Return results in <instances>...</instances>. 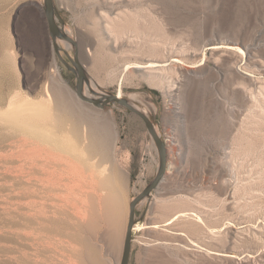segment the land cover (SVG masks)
Segmentation results:
<instances>
[{
	"label": "rangeland",
	"instance_id": "374dc122",
	"mask_svg": "<svg viewBox=\"0 0 264 264\" xmlns=\"http://www.w3.org/2000/svg\"><path fill=\"white\" fill-rule=\"evenodd\" d=\"M53 2L83 92L143 107L166 146L165 178L135 207L129 264H264V0ZM83 128L91 144L107 130L123 197L116 241L103 221L90 232L74 219L98 210L71 174L97 159ZM44 129L73 134L77 150L55 149ZM158 167L138 115L76 96L43 0H0V264H92L83 240L119 264L129 203Z\"/></svg>",
	"mask_w": 264,
	"mask_h": 264
},
{
	"label": "bare ground",
	"instance_id": "6f19581e",
	"mask_svg": "<svg viewBox=\"0 0 264 264\" xmlns=\"http://www.w3.org/2000/svg\"><path fill=\"white\" fill-rule=\"evenodd\" d=\"M67 32V31H66ZM69 32V31H68ZM140 67V66H139ZM133 107L145 114L143 107H139L133 101L127 100ZM55 126L59 127L63 123L64 117L59 114L53 116ZM75 127L73 133L75 132ZM104 129L97 140L91 144L90 131L83 128V138L89 141L88 146L94 150V155L97 156L95 161L90 162L88 166L81 172H71L73 178L78 179L82 183V194L84 199H89L92 202L98 203V210L91 211L85 205L80 206L79 214L75 216V221L79 226H83L88 231H94L97 229L99 220L103 221L107 226V232L113 241L119 238V231L123 224V197L122 186L117 177L119 174L113 172L112 158L110 156V147L107 143V130ZM44 137H46L52 147L62 152H74L76 149L75 142L73 140V134H57L54 131L47 129L43 130ZM109 142V141H108ZM83 150L80 152L82 153ZM114 160V159H113ZM88 161V160H87ZM53 170L50 171L56 176L57 171H61V168L56 165L52 166ZM166 174V172H165ZM165 178V175H164ZM163 178V179H164ZM58 179H60L58 177ZM163 181V180H162ZM161 181V182H162ZM160 182V183H161ZM58 182L52 181L51 185H56ZM160 185V184H159ZM93 212V213H92ZM86 213H89L86 217ZM85 252L92 264H101L100 259L96 255L94 247L89 245L86 240H83ZM114 248V247H113ZM76 256H78L76 254Z\"/></svg>",
	"mask_w": 264,
	"mask_h": 264
},
{
	"label": "water",
	"instance_id": "95a60500",
	"mask_svg": "<svg viewBox=\"0 0 264 264\" xmlns=\"http://www.w3.org/2000/svg\"><path fill=\"white\" fill-rule=\"evenodd\" d=\"M44 2V15L46 19L48 33L51 39V45L54 53L58 56L61 62L75 75V94L83 102L93 104L95 106L103 107L108 102H117L120 105L125 106L130 111L138 115L144 122L147 131L150 133L155 146L159 154V167L156 175L150 181V183L137 194L129 203L128 220L126 224L121 257L119 264H129L130 252H131V240L132 230L135 224V207L139 201L148 196L153 189L157 188L160 182L163 180L165 172L167 170V152L164 141L157 134L154 124L143 112L133 107L126 98L110 93H101L97 96H90L83 92L84 84L87 83L88 76L84 68V65L79 60L78 44L71 38L57 23V10L55 8L53 0H43ZM57 39H63L73 46V54L70 55L68 50L61 47L57 43ZM65 58L63 57V55Z\"/></svg>",
	"mask_w": 264,
	"mask_h": 264
}]
</instances>
